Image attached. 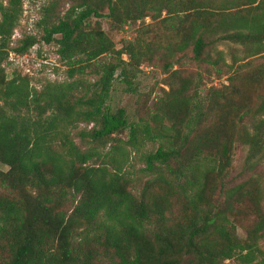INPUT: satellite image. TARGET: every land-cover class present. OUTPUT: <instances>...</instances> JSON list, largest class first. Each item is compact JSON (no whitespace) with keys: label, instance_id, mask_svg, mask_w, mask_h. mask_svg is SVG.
I'll return each instance as SVG.
<instances>
[{"label":"trees","instance_id":"obj_1","mask_svg":"<svg viewBox=\"0 0 264 264\" xmlns=\"http://www.w3.org/2000/svg\"><path fill=\"white\" fill-rule=\"evenodd\" d=\"M24 1L0 0V264H264V0H49L67 81L40 89L5 68L38 44L13 47ZM104 20L142 25L118 50ZM143 64L169 89L129 123L113 84Z\"/></svg>","mask_w":264,"mask_h":264},{"label":"rangeland","instance_id":"obj_2","mask_svg":"<svg viewBox=\"0 0 264 264\" xmlns=\"http://www.w3.org/2000/svg\"><path fill=\"white\" fill-rule=\"evenodd\" d=\"M49 3V0H25L24 1V14L20 24L15 31L13 37V47L23 36H35L38 44L25 56L19 57L12 54L8 61L5 63L7 75L14 76L16 73H21L22 76H28L31 80V86L40 89L48 82H65L67 81V67L62 64L57 55L58 47L56 44L46 45L42 41L43 31L38 28V23L42 19V9ZM67 9L69 8L66 7ZM65 11V8H62ZM151 18L144 20L145 24H150ZM142 25V22L137 24L127 25L122 30L112 28L110 23L106 20L103 21L104 29L109 33L116 43L118 50L123 49L129 43L134 42L137 36V30ZM232 45H221L218 48L227 53V61L231 62L230 48ZM237 47V46H235ZM13 53V52H11ZM127 60V57H124ZM188 68L194 70L195 68L188 65ZM119 73L117 74L116 81L113 84L111 99L109 105L113 111L124 109L127 114L129 123L137 122L143 113V105L148 102L150 106L154 105L156 97L162 96V90L168 91V87L164 83L167 74L162 68L156 66H149L143 64L137 72V77L134 79L136 94L127 93L126 85L121 83ZM89 82L94 83V78L88 77ZM226 78L217 81L213 80L212 85L221 86L225 84ZM154 100V101H153ZM85 128V126H82ZM128 133L126 132L122 137L127 140ZM77 142H80L79 140ZM246 149L238 151L234 171L232 172V179L235 180L236 176L241 171L243 162L245 160ZM137 168H142L144 165L136 160ZM260 172L257 177L264 181V163L261 165ZM0 169L7 171L8 168L0 164ZM238 235L245 237V232L238 228Z\"/></svg>","mask_w":264,"mask_h":264}]
</instances>
